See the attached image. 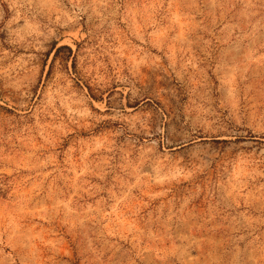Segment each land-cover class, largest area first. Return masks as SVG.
<instances>
[{"label": "rangeland", "instance_id": "1", "mask_svg": "<svg viewBox=\"0 0 264 264\" xmlns=\"http://www.w3.org/2000/svg\"><path fill=\"white\" fill-rule=\"evenodd\" d=\"M0 264H264V0H0Z\"/></svg>", "mask_w": 264, "mask_h": 264}]
</instances>
